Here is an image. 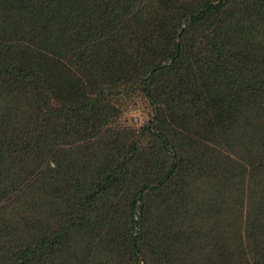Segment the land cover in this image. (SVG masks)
I'll list each match as a JSON object with an SVG mask.
<instances>
[{
    "label": "trees",
    "instance_id": "obj_1",
    "mask_svg": "<svg viewBox=\"0 0 264 264\" xmlns=\"http://www.w3.org/2000/svg\"><path fill=\"white\" fill-rule=\"evenodd\" d=\"M0 264H264V0H0Z\"/></svg>",
    "mask_w": 264,
    "mask_h": 264
},
{
    "label": "rangeland",
    "instance_id": "obj_2",
    "mask_svg": "<svg viewBox=\"0 0 264 264\" xmlns=\"http://www.w3.org/2000/svg\"><path fill=\"white\" fill-rule=\"evenodd\" d=\"M149 115L148 107L146 105H139L136 110H133L128 114L127 119L133 125L139 126L146 121H150L151 117Z\"/></svg>",
    "mask_w": 264,
    "mask_h": 264
},
{
    "label": "water",
    "instance_id": "obj_3",
    "mask_svg": "<svg viewBox=\"0 0 264 264\" xmlns=\"http://www.w3.org/2000/svg\"><path fill=\"white\" fill-rule=\"evenodd\" d=\"M183 26H184V21H183V24H182V26H181V30H182ZM163 64H165V63H163ZM149 74H150V73H149ZM135 230H136V228H135Z\"/></svg>",
    "mask_w": 264,
    "mask_h": 264
}]
</instances>
